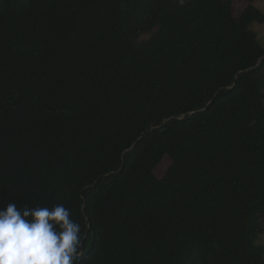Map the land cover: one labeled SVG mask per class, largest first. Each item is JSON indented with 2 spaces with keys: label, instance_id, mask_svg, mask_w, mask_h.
I'll return each instance as SVG.
<instances>
[{
  "label": "trees",
  "instance_id": "obj_1",
  "mask_svg": "<svg viewBox=\"0 0 264 264\" xmlns=\"http://www.w3.org/2000/svg\"><path fill=\"white\" fill-rule=\"evenodd\" d=\"M246 1L0 0V207L63 204L79 264H264Z\"/></svg>",
  "mask_w": 264,
  "mask_h": 264
},
{
  "label": "clouds",
  "instance_id": "obj_2",
  "mask_svg": "<svg viewBox=\"0 0 264 264\" xmlns=\"http://www.w3.org/2000/svg\"><path fill=\"white\" fill-rule=\"evenodd\" d=\"M81 247V225L63 204L0 207V264H79Z\"/></svg>",
  "mask_w": 264,
  "mask_h": 264
},
{
  "label": "rangeland",
  "instance_id": "obj_3",
  "mask_svg": "<svg viewBox=\"0 0 264 264\" xmlns=\"http://www.w3.org/2000/svg\"><path fill=\"white\" fill-rule=\"evenodd\" d=\"M248 4L249 3L246 0H234L233 8H234L235 16L240 17L243 14ZM253 5L259 8L264 13V0H255L253 2ZM250 28L256 32L257 39L261 44V46L264 48V24L254 23L251 25ZM170 165H171L170 158L169 157L164 158L161 164L155 170V174L157 176L165 175ZM258 242L264 247V233L260 235V239L258 240Z\"/></svg>",
  "mask_w": 264,
  "mask_h": 264
}]
</instances>
